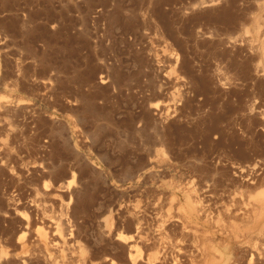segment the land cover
Here are the masks:
<instances>
[{
  "label": "rangeland",
  "instance_id": "1",
  "mask_svg": "<svg viewBox=\"0 0 264 264\" xmlns=\"http://www.w3.org/2000/svg\"><path fill=\"white\" fill-rule=\"evenodd\" d=\"M0 264H264V0H0Z\"/></svg>",
  "mask_w": 264,
  "mask_h": 264
}]
</instances>
